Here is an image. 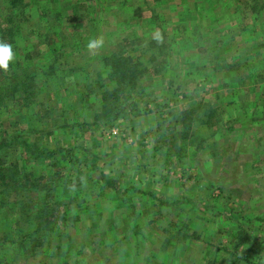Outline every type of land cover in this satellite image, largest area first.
I'll use <instances>...</instances> for the list:
<instances>
[{
  "label": "rangeland",
  "instance_id": "374dc122",
  "mask_svg": "<svg viewBox=\"0 0 264 264\" xmlns=\"http://www.w3.org/2000/svg\"><path fill=\"white\" fill-rule=\"evenodd\" d=\"M22 2L26 11L13 17L35 21L32 27L23 23L16 65L10 64L17 73L31 67L39 92L32 104L13 100L25 94L21 90L7 100L0 134L21 128L36 144L35 151L75 148L72 154L56 153L51 162L17 146L0 150L1 159L16 162V173L33 172L24 176L27 185L39 178L38 189L29 196L21 182L17 193L0 192L7 217L28 223L27 206L18 201L41 203L40 189L51 181L60 202L57 210L65 208L68 197L79 201L74 208L78 220L66 218L61 229L73 237L67 258L77 264H233L234 259L256 264L257 255L243 247L247 242L237 253L231 244L236 224L242 223L244 235L254 238L253 249L264 254V0ZM11 10L0 0L1 27L12 17ZM43 12L49 14L46 22L38 21ZM47 22L56 31L59 27L53 38L65 50L57 61L40 41L42 34L34 33ZM121 26L130 37L126 41L118 40ZM90 36H102L103 47L89 52L85 45ZM117 49L150 59L151 72L140 81L147 91L136 102L139 109L127 107L123 117L113 120L104 116L99 98L101 91L112 89L109 68L99 57ZM214 53L229 58L224 71L232 72L227 76L215 71ZM48 62L62 72L41 75L48 72ZM77 62L86 68L77 71L82 79L98 76L103 85L79 91L72 76ZM83 92L87 101L79 95ZM184 106L187 113H182ZM10 162L2 163L8 167ZM107 178L111 184L103 181ZM246 226L255 231L246 234ZM50 241L53 245L58 239ZM2 248L0 258L10 256L3 260L12 264L13 244ZM41 256L31 264L49 261ZM53 260L55 264V256Z\"/></svg>",
  "mask_w": 264,
  "mask_h": 264
},
{
  "label": "trees",
  "instance_id": "16d2710c",
  "mask_svg": "<svg viewBox=\"0 0 264 264\" xmlns=\"http://www.w3.org/2000/svg\"><path fill=\"white\" fill-rule=\"evenodd\" d=\"M9 3L10 8L12 7L10 16L5 19V24L1 27L0 26V42L8 43L13 46L14 52H16V48L20 45V42L24 38V25L27 22L28 27H32L33 21H35V18L33 19H24L23 18H16L20 16L19 14L25 10V4L22 2V0H6V3ZM257 4V2H256ZM2 6V5H1ZM26 11V10H25ZM28 12V10H27ZM16 16L15 18L13 17ZM56 15V14H55ZM49 17V14H46L45 12L41 13L38 17V21H44L46 22V17ZM65 20L64 16L60 13L57 15ZM14 18V19H13ZM23 21H22V20ZM37 20V19H36ZM26 21V22H25ZM65 21H63L64 23ZM25 23V24H23ZM60 23V22H59ZM23 24V25H22ZM45 27L43 28V31H36L34 32V29L29 30V32H34L36 35L42 34L41 42H46L48 44V55H50V58L54 57V61H57L58 58H60L61 55H66L65 50L62 49L61 42H56L53 38V35H57L59 31V27H56L58 29L57 31L54 29V25L52 23L47 22L45 24ZM58 26V24L56 25ZM78 26V25H77ZM119 36L118 40L126 41L130 37H128V32L125 33V27L121 26L119 29ZM49 33V34H48ZM150 37V36H149ZM190 38V37H189ZM139 39L141 37L139 36ZM143 39V38H142ZM150 38H148L149 40ZM200 42V41H199ZM120 42H117L119 44ZM151 48H154L155 43L152 41L148 42ZM58 44V47L57 45ZM200 45V44H199ZM160 46V45H159ZM156 47V46H155ZM59 48V49H58ZM58 49V50H57ZM56 50V51H54ZM57 52V53H55ZM217 52V51H216ZM102 54V53H101ZM215 56V60H217L216 64L218 65L217 70L220 71L221 74H224L227 76L228 72L231 73L232 69L224 71V67H229V58H226L225 56L223 59H220V56L213 54ZM53 59V58H52ZM100 62L104 64L105 67L109 68V74L112 76L109 80V86H111V90L109 92L106 90L105 92L101 91L100 94V101L102 102V109L104 111L105 117L113 116V120L123 117L124 111L127 107H130L131 109H135L136 102L140 100V95L142 90L144 89L147 91L146 88H142L140 85V81L146 79V76L150 74L151 67L148 68V65L146 64L147 61H150V59H137L136 57H132L130 54H125L123 49H117L114 52H107L106 54H102L99 57ZM78 63V62H77ZM72 67L73 71V78L74 82H76L75 85H79V91L80 88L87 89L90 86H94L95 88L98 86L100 88L103 83L101 82V77L94 76L91 79H82L83 75H79L78 73L81 71H85L86 68L82 69L79 65V63ZM13 65H16L15 62H12ZM87 64V63H86ZM85 64V65H86ZM100 64H98V69ZM81 69H80V68ZM31 67H24V70L21 73H17V70H15L14 66L10 64L9 69L6 72H0V114L3 113V108L6 107L7 100L14 97V94L17 92H23L20 94H24L22 96L17 97L15 96L13 100L19 101V102H26L28 101L29 104L33 103V99L36 96V94L39 92V87L36 85L35 81V72H33V69L30 70ZM44 68L48 69V72L40 73L43 76H48L49 73H52L54 70V73L56 72H62V68L58 65H54V63H47ZM43 69V68H42ZM228 69V68H227ZM80 70L78 73L77 71ZM47 71V70H45ZM163 71V70H162ZM165 71V69H164ZM226 72V73H225ZM27 73H29L27 75ZM146 74V75H145ZM31 75V77H30ZM51 75V74H50ZM145 77L143 78V76ZM46 78V77H45ZM79 78L83 81H79ZM15 81L14 83H10V80ZM27 79V81H26ZM87 80V81H86ZM21 90V91H18ZM120 92L121 95H117V92ZM235 92V91H234ZM79 95L87 101L89 99L88 93H79ZM25 96V97H24ZM103 96V97H102ZM186 107V108H184ZM181 107L182 113H187V106ZM133 109V110H134ZM139 109V108H138ZM135 109V110H138ZM134 110V111H135ZM200 120V119H199ZM256 122V120H255ZM192 124V121H190V124ZM230 131L233 130V126L230 125L227 127ZM0 134V150L8 147H14L17 146L19 149H25L27 153H29L30 156H45L46 158H49L50 162L55 160V158H58L56 153H60L65 151L66 153L72 154V148H58L54 149L52 151H35V143L30 142L27 140V134L25 131H23L21 128L18 129V131L13 132L12 134ZM220 152V151H219ZM75 154V153H73ZM221 155H224V153ZM2 162H10L6 161L4 158L1 159L0 157V168H3L2 170L8 171L7 175L2 172L0 169V191L1 193L5 190H10L14 193L19 192L17 188V183L21 182L24 186V189L27 191V195L29 196L31 193H35L36 189H38V183L36 180L39 178H34L32 181H34V184L27 185V183L24 182L25 177L24 176H30V174H33V172H26L25 174L16 173V170L13 169V167H16V162L12 161L8 164V167H4V164ZM14 165V166H13ZM79 170V169H78ZM80 172V170L78 171ZM104 182H110L109 178L104 179ZM51 181H45L46 185H44L40 190L43 191V199L41 203H36L35 206H33L31 203L33 201H30L29 203L23 202V200H19L20 206L22 204L27 206V218L26 221L28 223L25 224V218L18 219L16 216L11 218L6 215V212L8 211L7 208L3 207L0 208V249L3 247L9 246V243L13 244V250L14 254L16 255V258L11 259L12 264H19L24 261L26 263H30L35 261L33 258L39 257V255L44 256V258H48V262L44 263L42 261L40 264H54L53 256L56 257L55 264H77V261H70L67 258V254H71L70 248H67V243H70L71 239L73 237L71 234H65L62 232L61 229H65V227L62 226V223H64L67 219H70L72 222H75L78 220V218L75 216L74 208L78 205L79 201H75V198L68 197V202L65 205V208L60 212L57 210V207L60 205L58 197H55V193L50 189L49 184ZM77 184H81V181H79ZM20 185V184H19ZM112 187L114 190H116V186L114 182H112ZM27 196V197H28ZM29 198V197H28ZM4 203L3 205H5ZM19 204L17 207H19ZM2 205V206H3ZM34 209V212H33ZM34 214V215H33ZM31 216V219H28V216ZM13 227H16V232ZM74 227V226H73ZM248 227V228H247ZM246 234H250L252 231H255V227L252 226H246ZM244 227L242 223L236 224V235L234 238V241L231 245L232 250L236 251L239 250V246L247 242L249 246L244 244L243 247H245L247 252L254 253L257 255L256 264H264V254L262 255V251H256L253 249V246L255 244L254 238L246 237L243 233ZM67 233V232H66ZM17 234V235H16ZM50 238H57L58 241L51 244ZM8 245V246H6ZM84 245V244H83ZM248 246V247H247ZM2 248V249H3ZM58 249V253H54L53 250ZM94 249L90 248V251L92 252ZM88 252V250H86ZM256 252V253H255ZM37 256V257H36ZM4 258H9L10 256H4ZM3 257L0 258V264H6V261H4ZM29 258L31 260H29ZM52 261V262H51ZM233 264H237L238 261L235 259L231 261ZM34 264V263H32Z\"/></svg>",
  "mask_w": 264,
  "mask_h": 264
},
{
  "label": "clouds",
  "instance_id": "9594fccd",
  "mask_svg": "<svg viewBox=\"0 0 264 264\" xmlns=\"http://www.w3.org/2000/svg\"><path fill=\"white\" fill-rule=\"evenodd\" d=\"M154 39L159 41L161 39L160 33L154 34ZM104 45V38L102 36H90L86 41V48L89 52H95L101 49ZM15 60V52L13 46L8 43L0 42V72H6L10 63Z\"/></svg>",
  "mask_w": 264,
  "mask_h": 264
}]
</instances>
